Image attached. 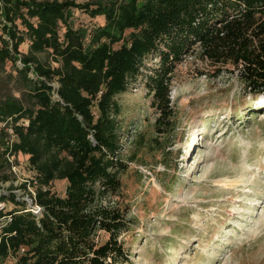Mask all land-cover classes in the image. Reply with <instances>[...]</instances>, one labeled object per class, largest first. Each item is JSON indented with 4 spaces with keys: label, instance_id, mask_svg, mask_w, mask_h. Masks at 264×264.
Here are the masks:
<instances>
[{
    "label": "trees",
    "instance_id": "16d2710c",
    "mask_svg": "<svg viewBox=\"0 0 264 264\" xmlns=\"http://www.w3.org/2000/svg\"><path fill=\"white\" fill-rule=\"evenodd\" d=\"M74 10L104 22L76 26ZM189 55L264 93V0H0V67L11 64L19 93L0 94V173L18 153L36 172L30 204L0 189V204L12 205L0 206V263H130L115 197L131 160L115 97L144 84L157 113L149 144L166 156L174 71ZM55 179L66 181L63 195L50 191Z\"/></svg>",
    "mask_w": 264,
    "mask_h": 264
},
{
    "label": "rangeland",
    "instance_id": "374dc122",
    "mask_svg": "<svg viewBox=\"0 0 264 264\" xmlns=\"http://www.w3.org/2000/svg\"><path fill=\"white\" fill-rule=\"evenodd\" d=\"M73 18L76 26L104 22L78 10ZM19 50L26 53L27 43ZM157 62L152 58L148 65ZM213 70L195 55L175 69L171 104L177 125L166 156L149 144L157 113L144 84L115 97L122 154L131 160L115 197L129 220V231L120 237L129 264H264V93L245 92L237 72L213 77ZM10 72L9 62L0 67V94L18 96ZM141 136L144 144L134 145ZM0 175L8 176L0 181L2 191L14 188L31 203L36 172L27 155L9 157ZM65 187L63 179L49 185L57 195Z\"/></svg>",
    "mask_w": 264,
    "mask_h": 264
},
{
    "label": "bare ground",
    "instance_id": "6f19581e",
    "mask_svg": "<svg viewBox=\"0 0 264 264\" xmlns=\"http://www.w3.org/2000/svg\"><path fill=\"white\" fill-rule=\"evenodd\" d=\"M262 106H264V104H263ZM190 151H191V149H190V147H189L188 150H187V153H189Z\"/></svg>",
    "mask_w": 264,
    "mask_h": 264
},
{
    "label": "built area",
    "instance_id": "2783aa9c",
    "mask_svg": "<svg viewBox=\"0 0 264 264\" xmlns=\"http://www.w3.org/2000/svg\"><path fill=\"white\" fill-rule=\"evenodd\" d=\"M29 201L31 202V199ZM35 208H37V207H35Z\"/></svg>",
    "mask_w": 264,
    "mask_h": 264
}]
</instances>
